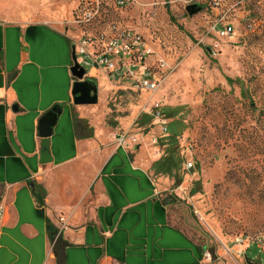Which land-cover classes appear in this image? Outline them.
I'll return each instance as SVG.
<instances>
[{
  "label": "rangeland",
  "instance_id": "1",
  "mask_svg": "<svg viewBox=\"0 0 264 264\" xmlns=\"http://www.w3.org/2000/svg\"><path fill=\"white\" fill-rule=\"evenodd\" d=\"M120 1L34 4L76 39L114 27L147 39L169 68L160 90L153 96L107 79L110 88L99 85V103L86 106V116L138 137L143 163L173 205L177 225L211 253L206 264H247L243 253L264 264V252L252 245L264 238V0ZM192 4L201 9L189 15ZM221 19L233 27L229 36L214 31ZM153 101L170 121L168 136L148 113ZM188 143L200 168L194 175L185 171ZM240 237L251 246L237 245Z\"/></svg>",
  "mask_w": 264,
  "mask_h": 264
},
{
  "label": "crops",
  "instance_id": "2",
  "mask_svg": "<svg viewBox=\"0 0 264 264\" xmlns=\"http://www.w3.org/2000/svg\"><path fill=\"white\" fill-rule=\"evenodd\" d=\"M41 9L34 0H0V264H57L49 228L61 236V264H202L141 144L119 148L121 132L96 126L90 105L74 104L78 39ZM91 71L85 78L98 90L118 81ZM56 107L51 162L41 164L40 120Z\"/></svg>",
  "mask_w": 264,
  "mask_h": 264
},
{
  "label": "built area",
  "instance_id": "3",
  "mask_svg": "<svg viewBox=\"0 0 264 264\" xmlns=\"http://www.w3.org/2000/svg\"><path fill=\"white\" fill-rule=\"evenodd\" d=\"M119 3L131 4L133 0H121ZM214 31L219 36H229L233 32V27L225 25V19H221L215 24ZM74 47L76 63L87 73V68L102 70L110 78L126 82L130 89L155 95L167 80L169 68L166 63L157 57L147 39L133 29L114 27L109 34L82 36L74 43ZM148 113L156 125H159L162 135L167 136L170 121L161 103L153 101ZM116 139L118 147L123 149L140 144L138 137L129 135V132L117 134ZM194 150V145L188 143L183 153L186 157L185 171L193 170L192 175L198 173L200 169L194 161ZM3 214L4 208L0 205V219ZM61 220L64 221L63 218ZM236 244L243 248L251 246L250 240L244 237L237 238ZM252 245L264 252V238H258ZM203 259L206 262L211 261V253L204 251Z\"/></svg>",
  "mask_w": 264,
  "mask_h": 264
},
{
  "label": "water",
  "instance_id": "4",
  "mask_svg": "<svg viewBox=\"0 0 264 264\" xmlns=\"http://www.w3.org/2000/svg\"><path fill=\"white\" fill-rule=\"evenodd\" d=\"M201 7L198 4H192L187 7V12L189 15H194L200 11ZM210 51V48L207 49ZM73 61L74 66L71 68V73L73 77L77 80L73 83L72 96L75 105H96L99 102V90L97 82L87 79L86 70L81 68L76 63L75 47L73 46ZM61 112V108H54L52 111L47 113L41 120L39 124V133L43 138L42 151H41V164H47L51 162V157L49 154V138L53 133V128L55 127L58 116ZM193 173V170H191ZM245 260L247 264H261L260 259L252 260L245 255Z\"/></svg>",
  "mask_w": 264,
  "mask_h": 264
},
{
  "label": "trees",
  "instance_id": "5",
  "mask_svg": "<svg viewBox=\"0 0 264 264\" xmlns=\"http://www.w3.org/2000/svg\"><path fill=\"white\" fill-rule=\"evenodd\" d=\"M228 82L230 84H233L234 83V80L228 78L227 79ZM240 84H242V90H241V93L244 94V96L246 97L248 95V89L244 87V84L241 82V81H238ZM35 194H36V197L38 199V201L40 203H43L44 202V198H45V191L43 190L42 187L38 186V185H35ZM50 229V234H51V238L53 240V246H54V252H55V255L57 256V264H61L60 262V256H59V249H58V243L60 242L61 240V236H58V231L56 230H53L52 228H49Z\"/></svg>",
  "mask_w": 264,
  "mask_h": 264
},
{
  "label": "flooded vegetation",
  "instance_id": "6",
  "mask_svg": "<svg viewBox=\"0 0 264 264\" xmlns=\"http://www.w3.org/2000/svg\"><path fill=\"white\" fill-rule=\"evenodd\" d=\"M167 200V199H166ZM168 201V200H167ZM168 203L169 204H171L169 201H168ZM172 205V204H171ZM198 249L202 252V253H204V251H205V248H202V247H198ZM201 260H202V264H206V261L203 259V257L201 258ZM252 260H255V259H252Z\"/></svg>",
  "mask_w": 264,
  "mask_h": 264
}]
</instances>
